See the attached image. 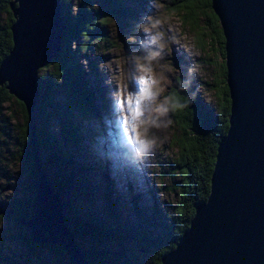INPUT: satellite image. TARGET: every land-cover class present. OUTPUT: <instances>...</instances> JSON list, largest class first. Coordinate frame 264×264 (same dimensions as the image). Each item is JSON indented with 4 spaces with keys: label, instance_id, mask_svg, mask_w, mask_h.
<instances>
[{
    "label": "rangeland",
    "instance_id": "obj_1",
    "mask_svg": "<svg viewBox=\"0 0 264 264\" xmlns=\"http://www.w3.org/2000/svg\"><path fill=\"white\" fill-rule=\"evenodd\" d=\"M125 3L131 9L133 35L124 36L120 26L111 20L108 45H102L96 51L90 49L86 56L80 58L93 87L97 75L89 65L91 62L98 65L99 87L107 97L104 108L100 107L97 98L100 115L90 123L91 131L96 135L94 142H90L91 150L95 151L94 157L86 159L75 155L84 167L54 164L48 168V175L54 185L59 186L64 170L74 168L79 171L75 174L73 188L61 190L63 200L73 202L75 206L69 213L64 207L70 219L73 218L70 220L72 229L76 226L73 223L76 219H83L84 222L89 218L98 219L111 229H122L126 224L137 235H130L124 240L122 252L141 264H153L154 248L145 245L143 232H161V223L170 212H174L179 201L180 175L176 172L173 178L171 174L178 159L177 148L173 144L177 127L171 118L167 92L179 76L185 74L201 101L219 113L216 80L222 74L223 59L217 44L211 42L213 39L208 35L204 38L202 31H210L203 13H198L202 30L193 31L183 21L185 12L173 10L172 0H127ZM43 73L44 70L40 75ZM143 81H147L146 90ZM61 98L62 93L58 91L57 102ZM136 98H140L139 115L133 119L137 110ZM121 99L130 100L131 107L128 104L121 107ZM13 100L7 104L10 105L7 113L12 115V123L17 125L15 130L19 131L24 117L21 106ZM125 118L128 124L124 123ZM49 128L52 132L60 131L59 124L54 120H51ZM7 146L10 152L6 150L8 157L5 161L10 162L11 175L19 189L15 192L12 185L0 181V200L23 195L32 182V178L20 174L22 167L17 150L11 144ZM5 147L0 146L2 151ZM108 187L112 190L118 220L106 212L109 204L105 189ZM136 208L141 211L142 217L138 216ZM150 222H154L153 227ZM92 229L85 226L81 236H77L79 245L85 251L96 246ZM19 234L20 229L13 221L0 219V249L16 261H30L26 264H72L69 256L61 262L57 261L47 248H38L35 254L32 253L17 240ZM108 247L120 249L114 241H110Z\"/></svg>",
    "mask_w": 264,
    "mask_h": 264
},
{
    "label": "trees",
    "instance_id": "obj_2",
    "mask_svg": "<svg viewBox=\"0 0 264 264\" xmlns=\"http://www.w3.org/2000/svg\"><path fill=\"white\" fill-rule=\"evenodd\" d=\"M12 1L0 0V64L13 48L11 26L15 18L11 9ZM125 1L127 0H61L62 19L65 26L62 48L55 58L40 70V72L44 70V73L40 75L41 97L36 106L35 138L41 165L47 173L50 165L53 167L54 164L61 167H84L76 160L75 155L80 158L86 157V159L94 157L95 151L91 150L90 142H94L93 138L96 135L91 131L90 123L98 119L100 115V108L96 104L97 98L100 100V107L104 108L107 105V97L105 91L99 87L101 82L97 72L98 65L93 62L89 65L91 71L96 72L97 75V81L93 87L89 73L81 65L80 58L86 56L90 49L96 51L102 45H108L110 42L108 26L111 20L120 26L124 36L133 35L134 26L130 23L132 13ZM172 3L173 10L179 13L185 12L183 21L193 31L202 30L199 27L198 13L201 12L207 17L210 32L202 31V33H205L204 38L208 35L213 39L211 42L217 44L223 59L221 61L222 74L216 80L220 109L219 113H216L207 107L185 74L179 76L167 92L171 118L174 126L177 127L173 144L177 148L178 159L171 174L173 178L176 177V172L180 175L179 201L174 212H170L167 219L161 223V232H143L145 245H151L154 248L152 251L153 264H162L163 255L176 247L180 237L189 228L197 205L208 199L218 146L229 130L231 105L226 81L225 37L219 18L212 8V0H172ZM58 91L62 93L59 102L56 100ZM13 99L21 106L24 117V123L19 126V131L15 130L17 125L12 123V115L7 113L10 109V105L7 104L14 101ZM51 120L59 124V133L52 132L49 128ZM29 123L30 115L25 104L10 94L6 86L0 85V146H6L4 151L0 148V181L4 180L7 185H12L15 192L19 189L11 175V164L5 161L8 157L6 150L10 152L8 144L17 150L22 167L20 174L32 178L31 184L26 187L23 195L0 200L5 203L6 210H12L9 214L0 215V219H9L17 225L20 229V234L16 236L17 240L32 253L35 254L38 248H47L55 259L61 262L69 256L64 245L34 242L29 228L20 222L21 219L34 217L38 200L36 182L39 179V170L36 157L30 156L34 140ZM29 157L32 158L31 161ZM77 172L79 171L74 168L64 170L63 181L59 186H55L54 181L48 175L55 189L60 192L63 209L66 206L68 213L75 209V206L73 202L63 200L61 190L73 188ZM111 193V188L105 189L109 204L106 212L118 220L119 214L116 212ZM136 212L142 217L138 208ZM65 219L70 227V220L73 218L70 219L69 214L65 212ZM73 223L76 226L70 229L76 237L81 236L85 226L93 228L91 235L95 239L96 246L87 251L90 264H141L137 259L130 258L127 253L122 252L124 240L130 235H137L131 232L128 225L125 224L122 229L112 228V230L110 226H105L100 220L94 218L86 219V222L83 219H76ZM150 223H153V227L154 222ZM110 241L116 242L120 249H110L108 247ZM29 262L26 260L25 263H20L0 249V264Z\"/></svg>",
    "mask_w": 264,
    "mask_h": 264
},
{
    "label": "water",
    "instance_id": "obj_3",
    "mask_svg": "<svg viewBox=\"0 0 264 264\" xmlns=\"http://www.w3.org/2000/svg\"><path fill=\"white\" fill-rule=\"evenodd\" d=\"M225 37L229 130L222 137L208 199L162 264H264V0H212ZM13 48L0 85L30 115L39 179L33 218L21 219L38 244L64 245L72 264H90L65 219L62 198L41 165L36 142L40 70L62 48L61 0H13ZM30 161H31V157ZM0 201V215L9 214Z\"/></svg>",
    "mask_w": 264,
    "mask_h": 264
},
{
    "label": "snow or ice",
    "instance_id": "obj_4",
    "mask_svg": "<svg viewBox=\"0 0 264 264\" xmlns=\"http://www.w3.org/2000/svg\"><path fill=\"white\" fill-rule=\"evenodd\" d=\"M142 83L145 85V90H146L147 81H143ZM119 103H120V106H121V107H123L125 104H128L129 107H131V103H132V102H131L130 100H123V99H121V100L119 101ZM135 103H136V106H137V110L134 112L133 119L135 118L136 115H139V112H138V106H139V103H140V98H136ZM124 123H125V124H128V123H129L128 120H127V118H125Z\"/></svg>",
    "mask_w": 264,
    "mask_h": 264
},
{
    "label": "clouds",
    "instance_id": "obj_5",
    "mask_svg": "<svg viewBox=\"0 0 264 264\" xmlns=\"http://www.w3.org/2000/svg\"><path fill=\"white\" fill-rule=\"evenodd\" d=\"M141 143L143 144V141H141Z\"/></svg>",
    "mask_w": 264,
    "mask_h": 264
}]
</instances>
